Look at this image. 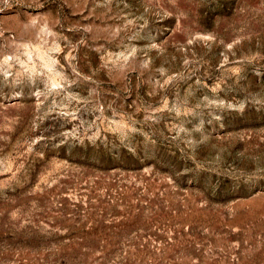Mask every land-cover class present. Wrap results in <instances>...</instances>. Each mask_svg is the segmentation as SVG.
Segmentation results:
<instances>
[{"label": "rangeland", "instance_id": "obj_1", "mask_svg": "<svg viewBox=\"0 0 264 264\" xmlns=\"http://www.w3.org/2000/svg\"><path fill=\"white\" fill-rule=\"evenodd\" d=\"M0 264H264V0H0Z\"/></svg>", "mask_w": 264, "mask_h": 264}]
</instances>
